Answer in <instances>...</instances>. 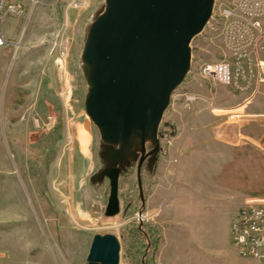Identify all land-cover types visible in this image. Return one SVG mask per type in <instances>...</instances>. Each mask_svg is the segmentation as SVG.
Masks as SVG:
<instances>
[{"label":"rangeland","instance_id":"obj_1","mask_svg":"<svg viewBox=\"0 0 264 264\" xmlns=\"http://www.w3.org/2000/svg\"><path fill=\"white\" fill-rule=\"evenodd\" d=\"M39 1L36 7L22 4L26 16L2 21L10 45L0 48V264H87L96 235L118 240L119 264H259L237 256L228 231L243 202L264 200V161L259 157L233 155L222 144L189 152L197 163L184 210L188 217L175 219L164 236L149 217L146 201L155 165L177 137L176 125L186 122V116L196 123V113H205L236 131L243 119L239 108H264V80L239 94L194 79L199 65L225 55L210 18L190 44V70L162 116L152 166L154 147L145 144L141 194L137 148L136 157L119 167V213L106 217L110 187L99 178L106 168L105 148L85 113L81 62L88 27L105 3L88 0L85 8L65 16L66 0ZM220 1L214 0V9ZM63 43L65 56L59 53ZM231 115L240 117L231 120ZM204 156L221 160L205 163Z\"/></svg>","mask_w":264,"mask_h":264},{"label":"water","instance_id":"obj_2","mask_svg":"<svg viewBox=\"0 0 264 264\" xmlns=\"http://www.w3.org/2000/svg\"><path fill=\"white\" fill-rule=\"evenodd\" d=\"M104 10L89 25L81 62L87 84L85 113L104 145L109 182L105 216L119 213L120 166L138 160V189L145 144L159 152L158 132L172 93L191 66L192 40L208 23L214 0H104ZM142 216V212H139ZM120 245L112 235L92 239L87 264H119Z\"/></svg>","mask_w":264,"mask_h":264},{"label":"built area","instance_id":"obj_3","mask_svg":"<svg viewBox=\"0 0 264 264\" xmlns=\"http://www.w3.org/2000/svg\"><path fill=\"white\" fill-rule=\"evenodd\" d=\"M88 0H66L65 12L85 8ZM40 4L32 0L31 7ZM213 8L211 19L217 30L225 55L217 62L203 63L194 73L199 84L222 86L234 93H247L264 80V0H221ZM28 11L12 0H0V48L9 46L3 36V19L22 18ZM215 26V28H214ZM14 55L18 44H14ZM67 54L66 43L59 51ZM188 101L193 100L184 94ZM231 115L230 119L239 118ZM230 239L237 256L244 260L264 264V200L247 201L233 215L229 229Z\"/></svg>","mask_w":264,"mask_h":264},{"label":"crops","instance_id":"obj_4","mask_svg":"<svg viewBox=\"0 0 264 264\" xmlns=\"http://www.w3.org/2000/svg\"><path fill=\"white\" fill-rule=\"evenodd\" d=\"M12 1L26 6H30L32 2V0ZM68 13L71 14V10L66 11L65 16ZM237 112H240L243 119L236 127V131L225 121L217 122V119L205 113H196V123L188 122V118L190 120L192 117L186 116V122L176 125L177 137L169 141L167 150L159 157L155 165L154 186L150 189L146 201L149 217L163 236L166 229L172 228L175 219L181 221L182 218L188 217L184 210L190 202L191 170L197 163L194 156L187 155L189 152L196 148L210 149L211 145L219 147L222 144L224 148L230 149L233 155H236V152L242 158L259 157V160L264 161V108L261 107V112H258L254 106L250 105L239 108ZM176 117V114H173L172 118ZM235 136L246 141L238 142ZM234 159L233 157L232 160ZM202 160L205 163H213L215 160L220 162L221 159L204 156ZM188 164H190L189 167ZM186 169L188 171L184 172Z\"/></svg>","mask_w":264,"mask_h":264},{"label":"bare ground","instance_id":"obj_5","mask_svg":"<svg viewBox=\"0 0 264 264\" xmlns=\"http://www.w3.org/2000/svg\"><path fill=\"white\" fill-rule=\"evenodd\" d=\"M134 151L136 152L137 151V148H135Z\"/></svg>","mask_w":264,"mask_h":264},{"label":"flooded vegetation","instance_id":"obj_6","mask_svg":"<svg viewBox=\"0 0 264 264\" xmlns=\"http://www.w3.org/2000/svg\"><path fill=\"white\" fill-rule=\"evenodd\" d=\"M150 150H151V149H150ZM144 162H145V161H144ZM143 164H144V163H143ZM143 164H142V165H143ZM106 180H107V179H106ZM138 190H139V189H138Z\"/></svg>","mask_w":264,"mask_h":264}]
</instances>
